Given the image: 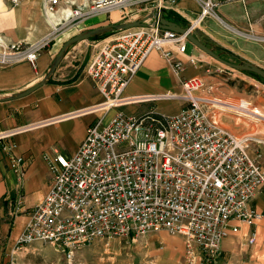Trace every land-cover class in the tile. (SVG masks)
<instances>
[{
    "label": "built area",
    "instance_id": "obj_1",
    "mask_svg": "<svg viewBox=\"0 0 264 264\" xmlns=\"http://www.w3.org/2000/svg\"><path fill=\"white\" fill-rule=\"evenodd\" d=\"M178 1L96 0L90 7L76 8L61 23L51 22V31L34 42H13L0 34V68L22 62L36 68L42 52L77 20L113 11L130 22L146 19L143 27L117 32L90 64L89 76L104 100L98 110L106 114L157 99L122 97L153 52H159L179 76L185 102L175 116L119 112L108 123L100 117L74 155L50 158L49 192L33 209L18 250L40 242L73 260L98 240H135L165 231L184 240L190 264H218L222 242L239 231L234 222L253 226L262 220L251 203L264 190V166L260 152L253 156L250 148L264 141L223 128L210 115L207 100L197 95L202 79H183L184 63L175 55L187 54L188 34L208 17L231 29L217 9L224 3L246 5V0H195L201 12L185 33L162 29L158 18L147 19L175 12ZM62 2L44 0L46 17L55 16ZM247 32L264 42V34L255 32L252 23ZM189 61L196 62L192 56ZM15 162L22 173L24 159ZM254 242L255 236L249 244Z\"/></svg>",
    "mask_w": 264,
    "mask_h": 264
},
{
    "label": "crops",
    "instance_id": "obj_2",
    "mask_svg": "<svg viewBox=\"0 0 264 264\" xmlns=\"http://www.w3.org/2000/svg\"><path fill=\"white\" fill-rule=\"evenodd\" d=\"M95 1L63 0L57 14L47 18L43 10L44 0H18L17 3L0 0V34L13 42H34L51 31V22L61 23L76 8L82 5L90 7ZM200 12L195 0H179L177 10L164 15L186 28ZM206 19L194 34L207 47L229 62L239 63L231 53L264 70V42L254 41L247 47L236 42L225 44L233 40L230 35L237 37L234 26L231 28L233 31L211 30L204 25ZM128 22L130 19L124 18L120 11L77 20L42 52L36 68L28 62L0 68V243H3L0 262L7 250L16 248L33 209L49 192L52 183L49 159L57 154L74 155L84 141L87 129L97 119L104 117L105 121L110 120L119 112L138 116L154 111L159 115L175 116L182 111L183 100L172 98L183 94L179 76L174 74L159 52L149 56L122 93L123 98L145 96L156 97V100L128 104L106 114L98 110L104 100L89 76L88 68L117 32L73 45L46 85L26 97L5 100L40 83L70 39L103 26ZM244 30L249 31V25ZM175 55L184 63L180 75L183 79H202L204 86L197 95L207 100L210 115L223 128L242 138L255 137L264 141L262 83L253 75L227 66L194 45L186 55ZM189 56L196 60L194 64L189 61ZM231 101L247 102L238 107ZM256 150L260 152V162L264 166V144H253L250 153L256 156ZM16 158L24 159L22 173L16 166ZM251 206L263 218L253 226L234 222L239 228L238 233L231 234L221 245L225 264H264V190ZM253 236L255 242L250 245L249 240ZM166 237L163 232L151 236L155 240ZM249 245L253 248L248 251L246 247Z\"/></svg>",
    "mask_w": 264,
    "mask_h": 264
},
{
    "label": "rangeland",
    "instance_id": "obj_3",
    "mask_svg": "<svg viewBox=\"0 0 264 264\" xmlns=\"http://www.w3.org/2000/svg\"><path fill=\"white\" fill-rule=\"evenodd\" d=\"M217 14L224 22L234 26V31L238 34L237 37L230 35L233 38L232 41H228V43L221 41L222 43L236 42L241 47L250 46L255 40L244 30L247 29L249 23H252L253 30L261 34L264 33V0H246V5L241 2L225 3L217 9ZM204 25L211 30H229V27L213 17H208ZM231 30L233 31V29ZM226 34L228 33L226 32ZM222 39L229 40L223 37ZM191 47L192 44H189L188 53ZM253 77L262 83L255 76ZM262 84L264 85V83ZM181 96L183 97V94L172 96V98L180 97L182 99ZM243 102L247 101H231L230 103L239 107ZM253 107L257 108L254 104ZM108 122L109 119L105 123ZM162 232L167 236L162 240L151 238L156 233L135 240L120 238L110 241L98 240L78 251L73 260L67 259L63 252L51 245L35 242L23 250L17 248L7 250L3 254L0 264H190L184 240L178 236H171L165 231ZM0 246H3V243H0ZM252 248L250 245L246 247L248 251ZM248 259L252 261L251 257ZM217 262L225 264L223 256Z\"/></svg>",
    "mask_w": 264,
    "mask_h": 264
},
{
    "label": "water",
    "instance_id": "obj_4",
    "mask_svg": "<svg viewBox=\"0 0 264 264\" xmlns=\"http://www.w3.org/2000/svg\"><path fill=\"white\" fill-rule=\"evenodd\" d=\"M153 18L159 19L160 27L162 29L175 31L177 33L187 32V28L182 27L177 22L168 20L165 17L164 13H162V12L159 14V16H157L155 14H151V15L147 16V19H153ZM145 20L146 19H140L137 21L123 23V24H110V25L103 26V27H100V28H97L94 30H90V31H87V32H84V33H81V34L75 36L74 38L70 39L69 41H67L64 44V46L62 47V49L60 50V52L58 53V55L54 59L49 72L46 74V76L43 78V80L40 83L36 84L35 86L29 88L28 90H26L24 92L15 94L14 96H11L10 98H7L5 100L8 101V100H15V99H20V98L26 97V96L30 95L31 93H33L34 91H36L37 89L46 85L48 83L49 79L52 77V75L55 73V71L57 70V68L61 64L66 52L73 45L80 43V42H83V41L90 40L94 37H97V36H100L103 34L120 32V31H124L127 29L137 28V27H143L146 25ZM188 39L192 45L196 46L197 48H199L200 50H202L206 54H208L211 57L215 58L216 60L226 64L227 66H229L235 70H238V71L256 74L264 80V70L262 68H260L259 66L255 65L251 62L241 60V59L237 58L234 54H231V53H229V54L231 56L235 57L239 63L229 62V61L223 59L214 50L207 47L195 34H191V33L188 34Z\"/></svg>",
    "mask_w": 264,
    "mask_h": 264
},
{
    "label": "trees",
    "instance_id": "obj_5",
    "mask_svg": "<svg viewBox=\"0 0 264 264\" xmlns=\"http://www.w3.org/2000/svg\"><path fill=\"white\" fill-rule=\"evenodd\" d=\"M95 38H96V37H95ZM247 73H249V72H247ZM249 74L255 76V77H256L257 79H259L262 83H264V80H263L261 77H259L258 75L253 74V73H249Z\"/></svg>",
    "mask_w": 264,
    "mask_h": 264
}]
</instances>
